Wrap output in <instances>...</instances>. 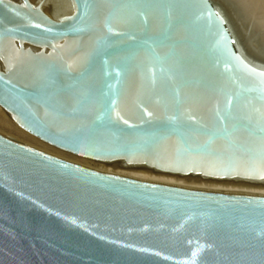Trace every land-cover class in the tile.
Wrapping results in <instances>:
<instances>
[{"label":"water","instance_id":"obj_1","mask_svg":"<svg viewBox=\"0 0 264 264\" xmlns=\"http://www.w3.org/2000/svg\"><path fill=\"white\" fill-rule=\"evenodd\" d=\"M262 7L0 0V107L113 168L264 187ZM0 264H264V197L106 175L0 134Z\"/></svg>","mask_w":264,"mask_h":264},{"label":"bare ground","instance_id":"obj_2","mask_svg":"<svg viewBox=\"0 0 264 264\" xmlns=\"http://www.w3.org/2000/svg\"><path fill=\"white\" fill-rule=\"evenodd\" d=\"M218 1L222 3V0H218ZM254 2L261 4L263 6L261 10L262 11L264 10V0H254ZM249 35H250L249 36L250 40L253 41V39L255 38V35L252 32ZM21 130L23 132H26L23 129ZM18 133L22 135L21 132L18 131ZM26 133L30 135L28 132ZM9 139L16 143L24 145L28 148H31L39 153L47 155L49 157L67 162L72 165L80 166V167H83V168H86L92 171H96L98 173H103L106 175H111V176L120 177L124 179L143 182V183L164 185V186L177 187V188H183V189H192V190H198V191H207V192H215V193L234 194V195H250V196L264 197V187L219 183V182H213V181H206V180H202V179H198L194 177H183V178L172 177V176L156 174V173H152L148 171H143V170H122V169L113 168V167H110V166H107L101 163H99L101 164L99 165L100 170H95L94 167H96L95 166L96 164L94 163L89 162L88 164L90 165H88L85 162L76 160L68 156H64L62 154H59L55 150L40 146L38 144L36 145H29V144H24V143L22 144L20 141L16 139H12V138H9Z\"/></svg>","mask_w":264,"mask_h":264},{"label":"rangeland","instance_id":"obj_3","mask_svg":"<svg viewBox=\"0 0 264 264\" xmlns=\"http://www.w3.org/2000/svg\"><path fill=\"white\" fill-rule=\"evenodd\" d=\"M0 134L3 135L4 137L6 138H12V139H16L18 141H20L22 144H29V145H40V146H43V147H47V148H50L52 150H55L56 152H58L59 154H62L64 156H68V157H71V158H74L76 160H79V161H82V162H85V163H94L96 164L94 167L95 170H100L99 169V163L95 162V161H92V160H87V159H84V158H80L78 156H75V155H72L70 153H67V152H64L62 150H58L54 147H51L50 145H47L41 141H39L38 139H35L34 137H32L31 135H28L26 132H23L21 130V128L15 124L9 117L8 115L4 112V110L2 108H0ZM6 119V120H5ZM21 132V134L18 133ZM8 138V139H9ZM88 161V162H87ZM90 165V164H88ZM98 165V166H97Z\"/></svg>","mask_w":264,"mask_h":264}]
</instances>
